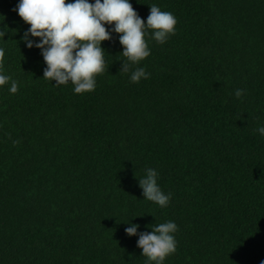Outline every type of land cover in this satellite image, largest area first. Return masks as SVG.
Listing matches in <instances>:
<instances>
[{"label": "trees", "instance_id": "1", "mask_svg": "<svg viewBox=\"0 0 264 264\" xmlns=\"http://www.w3.org/2000/svg\"><path fill=\"white\" fill-rule=\"evenodd\" d=\"M18 2L0 0L18 83L0 88V264H146L129 220L177 224L164 264H264V0H130L145 22L153 4L173 13L175 34L148 40L133 83L113 33L83 94L43 79ZM148 168L167 207L142 196Z\"/></svg>", "mask_w": 264, "mask_h": 264}, {"label": "clouds", "instance_id": "2", "mask_svg": "<svg viewBox=\"0 0 264 264\" xmlns=\"http://www.w3.org/2000/svg\"><path fill=\"white\" fill-rule=\"evenodd\" d=\"M149 9L146 22L138 16L130 0H19L15 11L29 26L21 42L28 49H38L46 65L43 79L55 81L54 87L71 84L74 94H83L95 91L96 77L106 70V52L101 44L109 41L113 33L119 36L120 55L126 58L120 61V71L130 73L133 83L149 78L145 68L138 66L151 54L148 40L164 44L175 34L177 24L173 13L162 11L155 4ZM9 31L7 26L0 27V41H5ZM4 61L5 48L0 46V88L10 85L8 91L15 94L18 83L5 74ZM243 94V90L235 93L237 97ZM256 131L264 136V126ZM157 179V171L148 168L138 180V186L144 199L167 207L171 194L161 190ZM130 221L123 223L128 225L125 234L138 235L136 246L141 249V256L146 257V264H164L165 259L175 253L174 234L178 226L174 221H166L151 227L150 232L139 234V225Z\"/></svg>", "mask_w": 264, "mask_h": 264}]
</instances>
